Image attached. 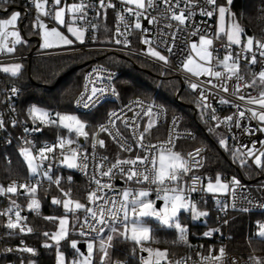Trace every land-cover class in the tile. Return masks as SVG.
I'll return each mask as SVG.
<instances>
[{"label": "snow or ice", "instance_id": "snow-or-ice-1", "mask_svg": "<svg viewBox=\"0 0 264 264\" xmlns=\"http://www.w3.org/2000/svg\"><path fill=\"white\" fill-rule=\"evenodd\" d=\"M9 2L10 0H0V4L3 5ZM28 2L34 6L36 17L30 21V27L28 25L26 27H29L30 34L39 37L41 41L39 47L43 49L70 46L77 41L83 44L89 27L92 31L88 33V38L96 41L98 39L96 31L100 28V24L87 19L89 10L94 12V19L96 20H106L108 10H114L115 28L113 31L107 24H104L105 33L112 31L111 36H107L105 39L117 45H123L127 49L132 44L129 37L138 31L140 33L139 43L146 46L141 49V52L158 62H162L163 65L170 64L169 55H165L164 51L172 54L173 49L178 47L176 41L184 38L185 33L188 37L198 35V43L195 40L190 41L191 51L196 53L198 61L189 54L181 65L187 73L196 78V82L187 76L185 80L193 92H197L199 89L196 101L198 106L202 110L208 109L210 97L207 93H212L215 89L227 93L229 91L228 81L233 78L236 81L233 85V95L237 96L239 101H244L246 105L258 106V108L245 106L242 110L240 104L221 97L220 103L232 104L237 109V113L224 116L221 119L216 115V109L212 108L210 120L216 121V124L214 127H209V132L217 135L219 146L230 152L234 159L238 155L246 157L257 169L264 171V140L250 141L251 147L236 143L230 147L228 136L225 133L215 132V129L219 128L222 123L225 124L228 133H231L233 127L242 128L241 120L245 118L247 112L250 113L249 118L257 120L258 124L255 129L247 127L242 128V130L248 134L253 131L264 133V63L258 72L249 69L251 81L248 84L241 85L239 83V81L244 80V76L241 75L242 61L245 67L264 62V39L248 35L245 29L235 19H232L229 29L225 33L228 41L226 47L231 50L226 51L223 58L220 59L213 56L215 49L209 50L213 44V37L208 35L211 26L206 20L195 22L193 19L197 11L201 17L211 19L216 16L215 37L219 38L220 33L225 32L226 15L230 18L235 17V13L231 10L234 0H203V3L200 0H158V2L157 0H119V4L116 0H79L78 3L63 4L62 0H28ZM261 3L264 4V0H261ZM3 12L7 15L5 18H0V53L12 54L17 51V45L23 47L28 43L17 28L18 21L22 18V12L12 10L9 13L7 7L3 8ZM66 12L71 14L69 20H66ZM152 13L156 14L153 15ZM261 13L262 18H264V8L261 9ZM76 21L84 22V26H75ZM161 24L163 27H160ZM153 25L156 26L157 31L155 37L150 35L152 28L148 27ZM64 28L75 39L70 38L63 30ZM9 37L12 38L11 41H9ZM232 45L237 46V48H231ZM214 60L215 63H213ZM0 70L10 74L11 77H18L21 74L22 64L0 65ZM104 71L106 69L103 67L94 68L91 73L85 74L82 90L75 97V103L78 107L95 108L109 91L113 96L119 97L120 94L116 87L111 85L99 86V82L104 79L102 75ZM202 75L217 78L222 83L213 84L212 79L199 81V77ZM257 77L260 85L258 96L240 91L241 87L249 88L257 85ZM107 79L112 80L111 73L108 74ZM203 85H212V87L206 89ZM7 91L6 99L9 103L6 107L15 113L16 109L10 102L13 95L19 94V88L11 86ZM156 107L154 102L146 103L145 99L137 97L125 105L127 111L132 113L130 117L124 109H121L119 113L115 110L107 113V123H99L96 130L91 133L92 151L90 154L83 145L79 144L81 137L85 141L89 140L90 133L86 129L91 122L88 119L71 112H53L35 104L29 107L25 121L21 125L23 133H39L44 128L51 126L66 129L68 133V135H58L54 143L45 142L38 149H36L35 143L25 136L24 143L27 146H22L19 149L20 155L27 164V172L33 177L42 175L47 178L50 185L55 184L63 196L62 199L57 196H53L51 199L52 205H62L63 213L43 217L46 221H58L54 231L51 233L49 231L42 232V236L46 239L41 244V247L45 249L55 247V264H126V261L113 260L110 252V249H113L121 238L124 241L132 242L133 255L136 254L137 248L140 252L147 253L146 257H139L140 264H188V261L191 260L190 256L172 261L169 258L167 248L160 249L147 246L146 242L149 241L160 242L153 235L156 229L149 223V219L158 222L156 228L174 230L175 239L170 243L191 249L189 226L181 221V213H190L191 221H196L209 214L208 210L198 207L197 201L193 199V194L197 192L213 195L230 194L235 201L237 189L242 187L240 179L235 175L230 180H222L221 174L216 173L214 177H207V182L204 183L201 177L193 172V169L204 166L202 163L204 158L201 157L200 148H196L194 152L190 151L186 155L173 150L174 141L171 133H169L167 140L159 142L158 145L145 143V134L149 133L157 125L159 118L165 114V110L162 108L159 111H153ZM137 108L140 111H135ZM234 116L236 117L235 120ZM143 117L148 119L141 130L140 120ZM28 120L31 121V126L28 125ZM117 121H120L125 130L131 132V143L129 142L130 138L121 130ZM9 122L12 127L21 124L16 116H12ZM7 123L4 117L0 115V131L7 132ZM172 123L174 127H178L176 117H173ZM100 133H106L118 145L120 152H127L131 155L121 157L118 152L113 162L109 160L107 155L98 154L97 146L101 149L106 147L105 139L98 138ZM188 135L195 139L191 133ZM231 139L236 141L235 134H232ZM7 142L11 143V140ZM72 145L76 146L72 147ZM66 146L68 147L66 148ZM33 149L36 151L34 152ZM56 149L60 150L59 157L56 154ZM241 149L244 150L241 151ZM90 158L93 162L92 173L87 171ZM247 159H240V164L245 165ZM46 160L57 161L59 165L66 166L67 169L89 175V183L85 190L86 202L74 198L71 187L65 189L61 186L62 179L71 183L73 175L69 174L66 177L55 175L52 170V163L43 169L42 165ZM189 173H192L190 184L184 179ZM117 175L125 184L131 182L139 187L127 186L117 189L113 183ZM40 184L39 179L32 183H18L14 180L6 187L0 185V195H26L28 197L27 209L40 215L39 210L42 205L41 200L36 195ZM18 189H23L24 192L19 193ZM153 192L155 199L150 198ZM157 201H162V206H158ZM216 203L218 206L221 205L219 199L216 200ZM248 203L252 204L253 201L249 199ZM256 203L258 207L264 208V202L257 201ZM232 207H236L235 202H233ZM227 208L228 205L224 204L220 210L226 211ZM242 210L248 211L246 207ZM81 212L83 213L82 217ZM13 214L15 219H13ZM0 215L7 216L4 225L9 230L7 235L17 234L15 232L17 229L21 234L34 232L33 227L22 223L28 217L21 215L20 205L15 199H11L9 206ZM223 223L227 224L228 220L225 219ZM256 223L258 225L256 235L260 238V242L264 243V222L257 221ZM70 231L73 235L78 232L80 237L85 238L86 254L78 247V240L70 236ZM214 231L219 232L220 229L205 231L203 236L211 237ZM62 241H66L67 246L72 250L70 252L71 260H68L65 252L61 251ZM23 243L21 240V245ZM164 243H169V241H164ZM199 247L203 248L204 246L200 245ZM213 249L214 246H209L207 255L197 252L196 255L200 257L197 264H226L224 260L227 255L225 246L222 244L216 255H213ZM4 251L13 252L14 249L7 247ZM16 251L30 253L32 256L37 255V249L31 246H22ZM248 260L250 264H264V258L254 255H250ZM20 264H24L23 257H21ZM28 264H37V261L29 258ZM231 264H238L236 258H233Z\"/></svg>", "mask_w": 264, "mask_h": 264}, {"label": "trees", "instance_id": "trees-1", "mask_svg": "<svg viewBox=\"0 0 264 264\" xmlns=\"http://www.w3.org/2000/svg\"><path fill=\"white\" fill-rule=\"evenodd\" d=\"M264 4L261 0H234L232 12L235 13L236 22H238L247 34L253 33L259 35L264 29V18H262L261 9ZM104 24L111 29V23L104 21L97 30V41L109 42L105 38L111 36L112 31L104 32ZM103 65L118 72L114 85L119 92L122 100L139 97L154 101L162 105L168 116L179 114L182 118V127L193 130L195 139L190 142H181L174 149L184 154L188 149L202 145L205 148V164L201 170L204 176H212L220 173L221 177L225 174H234L236 169L246 171V165H239L233 159L230 152L225 151L218 144V137L209 132V127L214 124L209 121L189 89H182L178 96L182 104L177 103L174 94L179 89V82L176 78L168 75L166 72L150 65L146 62L133 60V63L115 55H99L96 53H80L73 55H61L51 58H38L26 63L18 77H10L9 80L18 84L21 88V96L18 103V112L25 120L29 107L33 104L38 107H45L50 111H64L71 108L73 101L79 93L85 71L92 65ZM30 120H28L29 122ZM96 121L90 125V133L93 132ZM89 128V127H88ZM216 133H221L217 128ZM58 135H64L63 131L55 126L43 129L41 136L43 139L56 138ZM16 138V134H14ZM18 144L16 139L12 144L5 148H0V182L6 184L8 181L16 178H25L28 174L18 155ZM10 160L9 164L6 161ZM61 186L65 189H73L72 196L85 202L86 195L83 183L73 175L71 183L62 181ZM19 193H21L19 191ZM37 197L41 200L40 215L26 210V200L24 195L8 194L2 198L0 206L8 207L11 199H15L20 205L21 215L27 216L25 221L30 227H33V233L20 234L15 231V235H7L0 230V250L12 246L13 252H5L0 256V264H20L21 257L24 258V264H28L31 258L37 261V264H55L56 249H45L41 247L46 239L42 236L43 231L50 233L56 229L58 221H46L44 216L52 214H62V205L51 204L53 196L63 198L62 193L55 184L37 190ZM198 207L208 210V215L202 217V220L191 221L186 215L181 216V221L189 226V241L192 248L189 249L183 245H173L170 243L175 239L173 229L156 228V222L149 221L156 229L153 235L159 239V243L149 241L147 244L153 248L169 250V258L177 260L180 258L193 257L198 251H205L209 242L203 236L205 231L216 225L213 212L209 203L198 202ZM24 213V214H23ZM82 212L80 213V215ZM257 221L264 222V211L237 212L232 211L228 217V223L222 226L226 237V248L228 252L240 255L253 254L264 257V243L255 236ZM71 224V222H70ZM70 236L83 242L84 238L79 235ZM23 240V245H21ZM169 241V243H164ZM51 243V241H49ZM203 245V248L199 246ZM22 246H31L37 249V255L30 253H21L16 251ZM132 243L121 240L115 244L112 253V259L126 261V264H138L140 252L137 248L136 254H132ZM61 251L65 252L67 259L71 258L70 248L66 241L61 242Z\"/></svg>", "mask_w": 264, "mask_h": 264}, {"label": "built area", "instance_id": "built-area-1", "mask_svg": "<svg viewBox=\"0 0 264 264\" xmlns=\"http://www.w3.org/2000/svg\"><path fill=\"white\" fill-rule=\"evenodd\" d=\"M72 2L78 3L79 0H62V4L63 3H72ZM116 2H117V4H119V1L116 0ZM157 2H158V0H157ZM200 2L203 3V0H200ZM181 6L183 7V4ZM4 7H7L9 9V13L12 10H19L22 12V18L18 21L17 28L21 31V35L27 39L28 43L26 45H24L23 47H21L20 45H17L16 46L17 51L12 53V54L0 53V65H8L11 63H20V64L24 65V64L30 63L32 60H35L38 58H48V57H52V56L80 54V53H96L99 55H115V56L126 59L130 63H133V60L146 62V63L153 65L154 67L160 69L161 71L166 72L168 75L176 78L179 82L180 87L176 91V93L174 94V99L177 103H180V104H182V103H181L180 98L178 96L179 92L182 89H188L187 88L188 83L186 82L185 77L187 76L190 80H192L193 82H196L195 77H192V76L184 73L183 71H181L179 69V66H181V64L183 63V61L186 59V57L189 54L192 55L191 48H190V41L195 40L198 42L199 41L198 35L188 37L187 33H185L184 38H180L176 41L178 47H175L173 49L172 54H168L166 51H164L165 55H169L170 64H168V65H163L162 62H158L154 58H150L146 54H143L141 52V49H144L146 46L139 43L138 38H139L140 33L138 31L134 32L129 37V39L132 41V44L127 49L124 48L123 45H117L114 42H102V41H97V40L93 41V40L89 39L88 33H91V31H92L90 27L88 29V33H86L85 43H83V44L74 43V45L70 46V47H62V48H56V49H40L39 48L40 43H39L37 36L34 34H30V32H29L30 21L35 19V16H36V11H35L34 6L30 5L28 0H10V2L6 5L0 4V18H5L7 15L6 13L3 12ZM152 14L155 15L156 13H152ZM125 15H127V14H125ZM108 17L111 20L110 21L111 30L114 31L115 13H114V10H112V9L108 10V15H107L106 20L94 19V12L91 10H89V14H88L87 19L91 20L94 23H99L101 25L102 22L108 21ZM44 19L47 20V18H44ZM193 19L195 22H199L201 20H206L207 23L211 26L208 30V35L210 37H213V44L210 46L209 50L211 51V50L215 49L216 51H213V56L222 59L223 56L225 55L226 51H229L231 49L226 47L228 45L227 39H222L220 37V35H219V38L215 37L216 19H217L216 16H214L211 19H209L207 17H201L199 12L197 11L196 16ZM26 25H28L29 27H26ZM75 25L77 27H83L84 22L76 21ZM148 27L152 28L150 35L152 37L157 36L156 26L153 25V26H148ZM160 27H163V24H161ZM201 27H203V25H201ZM165 31H168V30L165 29ZM96 35H97V31H96ZM248 35H253L255 38L264 39V29L259 35H254L253 33H249ZM11 39L12 38L9 37V41H11ZM242 39H243V37H242ZM157 43H159V41H157ZM231 48L235 49V48H237V46L232 45ZM213 63H215V60L213 61ZM262 63H264V62L257 63L256 65H248L247 67H245L244 62L242 61L241 75L244 76V80L239 81V83L241 85L248 84L251 81V75H250L249 69H251V71H253V72H258L262 66ZM101 67L106 69V71H104L102 73L104 79L99 82V86L111 85V86L115 87L114 82L117 78L118 72L112 68H109V67H106L103 65H98V64L92 65L85 71L84 76L87 73H91L94 68H101ZM109 73L112 74V80L111 81H109L107 79V76ZM10 77L11 76L9 74H6L2 70H0V115H2L5 119V121L8 122L7 123V132L0 131V148L5 149V148L9 147L15 139H16V142L18 144L19 149L22 146H27L24 143V137L25 136L27 137L28 140L33 141V143H35L36 149L43 146V144L45 142L54 143L56 138L43 139L41 136L42 132L32 133V134L23 133L21 125L23 124V122L25 120H23L21 118V116L18 112V103H19L20 96H21V88L18 86V84L11 82L9 80ZM93 78H95V77H93ZM208 79H212L213 84L222 83V81L218 80L217 78L205 77L203 75L201 77H199V81H206ZM235 83H236L235 78L228 81L229 91L227 93L223 92L220 89H215L214 92L207 93L210 97V107L208 109H203V110H204L205 117L209 121H211L210 120V114H211L212 108L216 109V115L221 119L224 116L237 113V109L235 107H233L232 104L220 103L221 97L228 99L230 101H233L236 104H240L242 110L245 106L250 107V108H258L257 105H246L244 101H239L238 97L233 95V91H234L233 85ZM82 85H83V80H82ZM82 85H81L80 90H82ZM11 86H16L19 88V94L13 95L11 97V102H10L11 105L13 107H15V109H16L15 113H12L10 111V109L8 107H6V105L9 103V101L6 99V97L8 96L7 89ZM203 86L206 89L212 87V85H203ZM188 87H189V85H188ZM189 90H190V94L193 96L194 100L197 101L199 89L197 90V92H193L189 87ZM259 90H260V85L258 83V77H257V85H254V86L249 87V88L241 87V89H240L241 92H243L245 94H251L253 96H258ZM136 98L137 97L130 98L128 100H122L120 96L119 97L113 96L111 94V92L109 91L102 97L100 104H98L95 108L84 109L83 107H78L75 103V99L73 101L72 108L77 113L82 114V115H88L90 113L95 112L97 121H96V124H95L94 129H93V132H94L96 130V126L99 123H107V113H109L113 110H115L117 113H119L121 109H124V111L130 117L132 115V113L127 111V108H125V105L129 104L131 101L135 100ZM149 101H151V100L145 99L146 103ZM152 102H154V101H152ZM154 104L157 107L154 108L153 111H159L161 108L163 110H165V108L162 105H160L159 103L154 102ZM135 111H140V109L137 108V109H135ZM12 116H16L19 119V121L21 122V124H18L16 127H12L11 123L9 122L10 118ZM173 117L177 118L178 127L173 126V123H172ZM249 117H250V113L246 112L245 118H243L241 120L242 128L252 127L253 129H255V127L258 124V121L254 120V119H250ZM235 118L236 117L234 116V120H235ZM147 119H148L147 117H143L140 120L141 130H142L144 124L146 123ZM211 122L215 126L216 121H211ZM117 124L121 126V130L123 132H125V134L130 138L129 142L131 143V132L128 130H125L123 128V126L120 124V121H117ZM28 125L31 126V121L28 122ZM242 128L233 127L231 133H228V131L225 127V124L222 123V124H220V127L218 129L220 130L221 133H225L228 136V143H229L230 147L234 143L247 145V146L251 147L250 141H254L257 139L264 140V133L253 131L251 134H248L247 132L243 131ZM169 133H171V135L173 137V141H174L173 150L181 142H190V141L194 140V139L189 137V135H188L189 133H191L192 136L195 137V132L193 130L186 129V128L182 127V118L179 114H174L172 116H168V114L165 110V114L159 118L157 125L153 129H151L149 133L145 134V137H146L145 143H151V144L158 145L159 142H162V141H165L168 139ZM14 134H16V138H15ZM232 134H235V136H236L235 142L231 139ZM98 138H104L105 139L106 147L104 149H101V148H99V146H97V153L107 155L109 157L110 161L114 162L116 154L118 152L120 153L121 157H126V156L131 155L130 153H127V152H120L118 145L115 142H113L112 139L110 137H108L106 133H100ZM8 140H11V143H8L7 142ZM90 142H91V136L89 137L88 141H85L84 138H79V144L83 145L84 149H86L89 154L92 151ZM75 146L76 145H74V147ZM257 147H259V145H257ZM196 148L201 149V157L204 158L202 160V163L204 165L205 164V148H204V146H202V145L194 146V147L188 149L184 154L186 155L190 151L194 152V150ZM36 149H33V151L35 152ZM243 150L244 149H241V151H243ZM59 152H60V150L56 149V154L58 157H59ZM156 154H158V151ZM49 155H51V154H49ZM240 158L241 159L242 158L247 159L246 157H240ZM198 159H199V157H198ZM37 162L39 163V160H37ZM9 163H10V160H7L6 164H9ZM49 163H52V165H53L52 170L55 173V175H60L62 177H66L67 175H69V172L66 171L65 169H62L61 167H58L55 164L54 160L44 161L42 168L46 169ZM88 163H89V168L87 171L89 173H92L93 162H92L91 158L89 159ZM245 165L247 166V171H245V172H248V175H245V173H244V171H242V169H236L234 174H225L222 176L223 180H230L233 175H235L238 179H240L242 187L237 189L235 201H233V198L230 194L222 195L221 197H218V198H212L211 196H209L208 194L203 193V192H197V193L193 194V199L195 201H197V203L198 202L205 203V201H206V203H209L211 206L214 219L216 220V225L210 229H216V228L220 229L219 232L214 231L213 235L211 237H205V239L209 242L208 247L205 249V251H198L204 255H207V251H208L209 246H214L213 255L218 254V249L222 244L226 248V237H227V235L223 233L222 226L226 225L223 223V221L225 219L228 220L230 212L237 211V212H247V213L248 212L258 213V212L264 211V208L258 207L257 203H256L257 201L264 202V171L257 169L254 166V164H252L250 159H247V163ZM202 168L193 169V172H195V174L199 175L201 177V180L205 183V178L207 176H204L201 173ZM72 175H74L76 178H78L83 183L84 190H86V186L88 185L89 179H90L89 175H85L82 172L77 171V170H74ZM191 175H192V173H189V175L184 178L185 181H187L189 184L191 182L190 181ZM36 179H39L41 181V184L38 187V190H40L44 187H48L50 185L47 178L43 177L42 175L37 176V177H33V176L30 177L27 175L25 178L12 179V180L8 181L6 184H3L0 182V185H3L6 187L14 180L17 181L18 183H25V182L32 183V182H35ZM62 181L67 182L64 179H62ZM113 183L116 185L117 189H121V188H124L127 186H131L133 188L139 187L138 185L131 183V182L129 184H125L124 181H122L120 179L119 175H117L115 177ZM144 186H147V185H144ZM197 186L199 187V185H197ZM93 187H94V185H93ZM19 191L21 193L24 192L23 189H18V192ZM109 195H111V193H109ZM7 196H8V194L7 195H0V201L2 198H5ZM150 198L155 199V193L154 192L152 193ZM245 198H247V199H245ZM217 199H219L221 201L220 206H218L216 203ZM249 199L253 201L252 204L248 203ZM85 202H86V199H85ZM160 202H161L160 203V206H161L162 201H160ZM233 202H235V204H236L235 208L232 207ZM224 204H227L228 208L226 211H221L220 208ZM244 207H246L248 209V211H243L242 209ZM6 208H7L6 206H0V213H3ZM82 216H83V213L81 214V217ZM6 219H7V216L0 215V230L3 231L5 234H7V232L9 231L4 226ZM13 219H15L14 214H13ZM22 223L26 224L25 221H22ZM15 231L18 232V229ZM105 231L107 232L108 230L106 229ZM76 234L79 235L78 232ZM82 238H84V237H82ZM8 247L13 248L12 246H8ZM196 253L193 257H191V260L188 261V264H197V262L200 260V257H198L196 255ZM226 253H227V255L224 258V260L226 261V264H231L233 258H236V260L238 261V264H250L248 258L250 255H254V254L240 255V254H236V253H231V252H228L227 248H226ZM3 254H4V250L1 249L0 250V256H2ZM140 256L146 257V255H140ZM171 260L175 261L173 259H171ZM138 264H140L139 260H138Z\"/></svg>", "mask_w": 264, "mask_h": 264}, {"label": "rangeland", "instance_id": "rangeland-1", "mask_svg": "<svg viewBox=\"0 0 264 264\" xmlns=\"http://www.w3.org/2000/svg\"><path fill=\"white\" fill-rule=\"evenodd\" d=\"M117 1H119V0H117ZM35 17H36V16H35ZM70 17H71V14L66 12V20H69ZM232 19H233V18H230V17H228V16L226 15V17H225V21H224V29H225V32H222V33H221L222 35L220 36L222 39H227V36H226L225 33L228 31V29H229V25H230ZM108 21H109V22L111 21L109 17H108ZM75 26H76V25H75ZM216 28H217V19H216ZM63 30L65 31V33H66L67 35L70 36V38L75 39L74 37H71V34H70V33H67L66 28H64ZM37 38H38L39 43H40L41 41H40V39H39L38 36H37ZM75 43H80V42L77 41V42H75ZM197 43H198V42H197ZM73 45H74V44H73ZM73 45H70V46H73ZM70 46H60V47H54V48H51V49L62 48V47H70ZM39 48H40V47H39ZM40 49H43V48H40ZM191 53H192L193 58H194L195 60L198 61V57L196 56V53H195V52H192V51H191ZM69 55H73V54H69ZM52 57H54V56H52ZM48 58H51V57H48ZM40 59H41V58H40ZM181 65H182V64H181ZM24 66H25V64L22 65V68H23ZM179 69H180L181 71H183L184 73H186V74H188V75L191 76V74L187 73V72H186L181 66H179ZM9 75H10V74H9ZM187 88L189 89L188 85H187ZM64 112H71V113H74V114H77V115H81V116L85 117L86 119H88V120L91 122L90 125H91L92 123H94L93 121L96 120V114H95V112L90 113V114H88V115H82V114L77 113V112L72 108V106H71V108L65 109ZM90 125H89V128L86 129L89 133H90V130H89V129H90ZM57 128H58V127H57ZM58 129L62 130L64 135H68L66 129H62V128H58ZM72 135H73V138H75V137H74V134H72ZM90 136H91V133H90ZM90 136H89V137H90ZM81 138H82V137H81ZM67 147H68V146H66V148H67ZM72 147H74V145H72ZM18 155H19V159H20V161L22 162L24 168H25L26 171H27V164L24 162V158L20 155V152H19V151H18ZM232 156H233V155H232ZM157 157H158V154H157ZM233 159H234V158H233ZM240 159H241V158H240V156L238 155L234 160L237 161V162L239 163V165H241V164H240ZM55 164H56L58 167H61L62 169H65L66 171L69 172V174L72 175V173H73L74 170H70V169H67L66 166L59 165L57 161H55ZM246 171H247V169H246ZM244 173H245V175H248V172H245V171H244ZM27 174H28V176L31 177V174H30V173L27 172ZM207 177H209V176H207ZM207 177L205 178V183L207 182ZM221 178H222V177H221ZM222 180H223V179H222ZM206 194H208V193H206ZM208 195L211 196L212 198H218V197H221L223 194H216V195L208 194ZM24 198H25V200H26V204H27L28 197H27L26 195H24ZM37 198H38V197H37ZM38 199H40V198H38ZM161 206H162V205H161ZM25 208H26V210H28L26 206H25ZM28 211H29V210H28ZM183 215H186V216L191 220V218H190V213L182 212V213H181V216H183ZM200 219H202V217H201ZM198 220H199V219H198ZM149 221H152V220L149 219ZM70 222H71V220H70ZM152 222H154V221H152ZM156 223H158V222H156ZM166 229H167V228H166ZM257 232H258V227L256 228L255 236H256L257 238H259V237L256 235ZM84 240H85V239H84ZM83 242H84V241H83ZM129 242H131V241H129ZM131 243H132V242H131ZM147 243H148V242H146V244H147ZM147 246H150V245L147 244ZM138 249H139V248H138ZM84 253L86 254V244H85V251H84ZM143 253H145V252H143ZM253 254H254V253H253ZM140 255H141V254H140ZM145 255L147 256V253H145ZM256 257H259V256H256ZM71 258H72V257H71ZM71 258H69L68 260H71ZM263 258H264V257H263Z\"/></svg>", "mask_w": 264, "mask_h": 264}, {"label": "water", "instance_id": "water-1", "mask_svg": "<svg viewBox=\"0 0 264 264\" xmlns=\"http://www.w3.org/2000/svg\"><path fill=\"white\" fill-rule=\"evenodd\" d=\"M160 203H161L160 201H157L158 206H160ZM201 220L202 219H199V221H201ZM78 247H80L83 252L85 251V243L84 242H78ZM142 255H145V253H142Z\"/></svg>", "mask_w": 264, "mask_h": 264}, {"label": "crops", "instance_id": "crops-1", "mask_svg": "<svg viewBox=\"0 0 264 264\" xmlns=\"http://www.w3.org/2000/svg\"><path fill=\"white\" fill-rule=\"evenodd\" d=\"M222 34L220 33V36H221Z\"/></svg>", "mask_w": 264, "mask_h": 264}]
</instances>
